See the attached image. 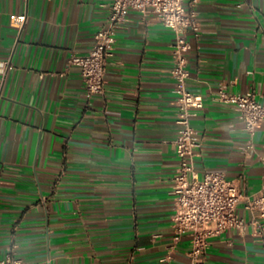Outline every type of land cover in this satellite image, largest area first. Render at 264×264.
Instances as JSON below:
<instances>
[{"label":"crops","instance_id":"obj_1","mask_svg":"<svg viewBox=\"0 0 264 264\" xmlns=\"http://www.w3.org/2000/svg\"><path fill=\"white\" fill-rule=\"evenodd\" d=\"M111 3L0 0V261L188 264L191 238L173 241L175 33L129 11L104 95L90 96L69 64L109 26ZM196 9L188 88L204 107L193 110L195 168L237 182L250 221L248 200L264 185V123L248 149L244 123L216 97L227 83L264 104V0H199ZM13 14L28 17L22 33ZM204 264H264V231L249 225L212 239Z\"/></svg>","mask_w":264,"mask_h":264},{"label":"built area","instance_id":"obj_2","mask_svg":"<svg viewBox=\"0 0 264 264\" xmlns=\"http://www.w3.org/2000/svg\"><path fill=\"white\" fill-rule=\"evenodd\" d=\"M199 0L192 1V8H186V0H112L109 26L99 30L87 55H74L69 64L80 69L86 90L90 96L104 95L109 58L113 55L118 29L126 21L129 11L134 10L145 18L153 16L175 33L173 44V67L171 75L175 80L177 100L178 134L175 139L178 167L174 177L175 204L173 215L174 244L184 237L191 238L188 264H204L211 240L229 230L244 232L249 225L264 231V185L248 200L246 208L251 211L250 221L242 217L239 207L245 195L241 186L226 178L222 172H206L200 175L195 168L197 150L201 143L196 138L192 125L193 110L204 107V97L188 88L190 79L188 54L193 47L189 33L199 37L200 23L196 9ZM28 17L13 14L10 25L22 33ZM10 68V61L3 63ZM216 101L231 106L244 123L251 137L248 149L254 147L253 139L264 123V104L255 91L236 94L222 83L217 91ZM167 259H163L166 261ZM0 264H26L13 261L11 256Z\"/></svg>","mask_w":264,"mask_h":264}]
</instances>
